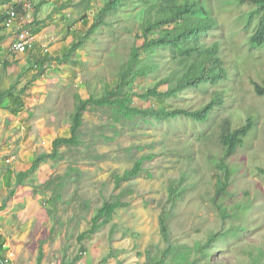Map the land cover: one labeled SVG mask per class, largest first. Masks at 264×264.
Listing matches in <instances>:
<instances>
[{"label": "rangeland", "instance_id": "obj_1", "mask_svg": "<svg viewBox=\"0 0 264 264\" xmlns=\"http://www.w3.org/2000/svg\"><path fill=\"white\" fill-rule=\"evenodd\" d=\"M81 1H32V10L24 18V25L36 35V48L30 53L12 56L8 50L13 29L0 26V92L12 90L0 104L1 257H8V264H148L147 253L153 256L165 247L159 228L161 209L169 214V242L191 259L195 242H204L215 231L240 222H250L255 230L245 236L248 243L264 246V97L254 93L247 77L239 80L250 68L248 60L255 58L248 53L246 42L256 22L247 24L253 7L236 0H211L222 25L214 38L222 40L221 50L229 49L227 61L242 62L243 72L226 62L231 68L228 77L233 98H222V111L216 109L205 124L178 117L152 124L134 120L110 128L108 112L89 106L76 131L80 143L58 146L57 160L40 162L17 184L18 173L27 171L39 155L51 153L56 138L71 136L77 102L89 96L100 98L114 89L131 48L143 44L137 36L145 0H131L114 13H105L104 25L87 38L96 12L106 0H91L85 19L78 13ZM5 12L0 7V15ZM80 41L82 46L69 54ZM43 45H47L46 51ZM230 47L243 59L231 56ZM140 52L143 55L144 50ZM254 52L259 56L254 62L264 65V48ZM171 55L170 51L158 53L162 62ZM164 68L159 70V78ZM155 81L153 74L141 76L131 89L140 94ZM212 90L190 89L178 99L135 94L132 103L157 111L198 109L209 101ZM248 112L256 128L233 156H223L219 141L223 121L229 119L232 128L239 127L245 124ZM151 154L154 156L144 162L138 177L117 185L116 176ZM12 156L14 160L7 165L6 159ZM223 157L231 172L224 192L235 196L228 197L226 207L241 209L248 199L253 204L247 212L250 220L241 212L222 220L211 200L225 175L217 167ZM180 176L181 196L170 207L167 186L174 179L180 181ZM56 193L58 199H54ZM118 196L124 206L115 210L109 223L80 241L78 237L89 230L95 211ZM217 245L219 253L212 254L209 261L229 264L242 258L240 250L247 243L233 238ZM182 254L171 252L160 264H184Z\"/></svg>", "mask_w": 264, "mask_h": 264}, {"label": "trees", "instance_id": "obj_2", "mask_svg": "<svg viewBox=\"0 0 264 264\" xmlns=\"http://www.w3.org/2000/svg\"><path fill=\"white\" fill-rule=\"evenodd\" d=\"M131 0H106L95 15V23L90 26L85 35V38L93 35L99 27L104 25L102 16L114 13L118 8L125 5ZM14 0H0L1 5H10ZM145 5L141 9V18L139 19V32L143 39V44L139 48L132 47L126 67L120 71V83L112 90H107L104 96L94 98L89 96L87 99H80L75 108L72 117V126L70 128L71 136L69 138H56L52 142V151L49 154H41L33 160L29 169L25 172H20L17 175V184L20 185L21 180L27 176L28 171H33L37 168L40 162L47 158L50 160L58 159L57 147L61 145H78L80 135H76V131L82 126L84 112L88 111L89 106L97 109H105L109 116L110 128L115 125H123L124 123L138 120L144 123L171 121L178 117H183L191 121L205 124L213 118V112L223 110V97L229 96L232 99V90L229 83L232 82L228 77L231 68H237L240 73L242 62L231 63L227 61L229 57V49L221 50L222 40L215 39L214 34L217 28L222 25L219 22L216 8L211 0H145ZM239 5H248L253 7L249 12L247 24L255 21V30L247 43L248 53L254 55V59L248 60L251 63L249 69L241 76L240 82L247 77L249 85L254 93L260 97H264V67L260 63L254 62L258 60V54L255 50L264 48V0H236ZM91 0H82L78 5L81 7L80 13L86 18V11L91 8ZM39 8L36 7V10ZM84 13V14H82ZM6 14L0 15V23H3ZM247 28V27H246ZM83 41L74 45L70 49L71 54L77 46H82ZM230 45V44H229ZM144 50L141 55L140 50ZM231 56L235 59H243L238 54L233 52L231 48ZM172 53L169 60L158 57L159 51ZM164 55V54H163ZM162 57V55H161ZM237 57V58H236ZM245 60V59H244ZM226 62L230 67L226 66ZM167 64L168 67L164 68ZM240 65V66H239ZM5 66H8L7 64ZM161 68L165 69V73L159 78L158 74ZM254 70V72H252ZM153 74L156 81L152 87L143 88L142 93L137 94L132 91L131 87L135 79L141 76H148ZM258 79L259 82L252 81ZM165 87V89H162ZM213 88L209 101L202 104L198 109L190 107H175L169 110L157 111L154 109H141L132 103L133 95L137 94L139 98H148L150 96L178 99L179 96L188 90L192 92L199 90L203 91L205 88ZM217 89H214V88ZM12 91L7 89L0 92V104L4 97ZM232 101V100H231ZM231 106L232 103L230 102ZM219 108V109H218ZM218 112V111H217ZM232 112V111H231ZM248 117L244 125L239 127H231V121L225 119L223 121V128H220L219 141L222 145L223 156L233 155L238 148L242 147L246 140L251 136L256 128V121L251 117V112H248ZM154 155H144L140 159L135 160L133 167L127 170L122 176H116L117 185L122 181H129L132 178L138 177L146 160L152 158ZM224 157L218 159L217 167L225 171L222 182H218L215 193L212 197V202L220 212L222 220L234 213H247L250 208V203L242 202L241 209L231 211L226 207L225 201L229 196L235 198L234 193H225V188L229 182L231 175L229 165L224 162ZM183 177L180 176V181L172 180L167 186L166 200L170 207L175 205L176 199L181 196V190L178 185ZM62 183L59 184L62 187ZM59 194L56 193L54 199H58ZM113 199V198H112ZM124 206L120 197H116L113 201H105L94 213L91 218V226L89 230L84 231L78 237L82 241L88 234L94 233L97 229L109 223L116 209ZM4 208V207H2ZM0 208V210H2ZM162 210L160 216L159 228L160 236L165 247L157 251L153 256L147 253L148 264H160L164 261L166 256L171 252H178L169 242L168 230L166 227V219L169 214L166 210ZM247 218V217H246ZM102 219L101 222L99 220ZM248 219V218H247ZM232 225V224H230ZM252 229L250 222H240L234 226H229L227 229H220L210 234L206 241L194 243V258L191 259L188 255L182 254L180 260L185 259L184 264H216L214 261H209L212 254L219 253V249H215L217 244L223 241L236 238L247 245L240 250L242 258H237L229 264H264V246L259 244L248 243L245 236L249 234ZM84 248H81L83 251ZM42 256V255H41ZM171 260V259H170ZM225 264V263H220Z\"/></svg>", "mask_w": 264, "mask_h": 264}, {"label": "built area", "instance_id": "obj_3", "mask_svg": "<svg viewBox=\"0 0 264 264\" xmlns=\"http://www.w3.org/2000/svg\"><path fill=\"white\" fill-rule=\"evenodd\" d=\"M33 0H14L12 4L8 6L5 12L6 18L3 22L7 29H13L14 38L11 46L9 47V52L12 56L22 55L25 53H30L36 48V38L34 33L27 28L24 18L29 16V11L32 10ZM53 39H50L52 42ZM44 51L47 50V45L42 46ZM15 156L6 159V164L9 165ZM8 257H1L0 264H8Z\"/></svg>", "mask_w": 264, "mask_h": 264}, {"label": "clouds", "instance_id": "obj_4", "mask_svg": "<svg viewBox=\"0 0 264 264\" xmlns=\"http://www.w3.org/2000/svg\"><path fill=\"white\" fill-rule=\"evenodd\" d=\"M220 19V18H219ZM259 65H261V64H259ZM262 66L264 67V65L262 64ZM251 68V67H250ZM254 71V70H253ZM244 79V78H243ZM243 147V146H242ZM241 148V147H240ZM239 149V148H238ZM238 149H237V151H238ZM236 151V152H237ZM233 156V155H232ZM245 196H247L246 194H245ZM243 202L244 203H250V208H249V211L251 212V209H252V207H253V204H251V202L248 200V199H244L243 200ZM246 217L250 220V216L248 215V213H246ZM254 222V221H253Z\"/></svg>", "mask_w": 264, "mask_h": 264}, {"label": "crops", "instance_id": "obj_5", "mask_svg": "<svg viewBox=\"0 0 264 264\" xmlns=\"http://www.w3.org/2000/svg\"><path fill=\"white\" fill-rule=\"evenodd\" d=\"M0 7H1V8L3 7L5 11H7V9H8V5H1V4H0ZM0 26H1V27H5L3 23H0ZM34 35H35V34H34ZM0 38H1V35H0ZM13 38H14V35H13ZM35 38H36V35H35ZM12 41H13V39H12ZM11 44H12V42H11ZM11 44H10V46H11ZM10 46H9V47H10ZM8 51H9V50H8ZM0 52H1V49H0ZM5 65H6V62H5Z\"/></svg>", "mask_w": 264, "mask_h": 264}]
</instances>
